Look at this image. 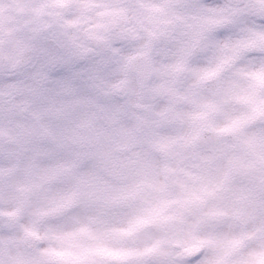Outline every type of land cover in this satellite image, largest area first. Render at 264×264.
<instances>
[{"label": "clouds", "instance_id": "1", "mask_svg": "<svg viewBox=\"0 0 264 264\" xmlns=\"http://www.w3.org/2000/svg\"><path fill=\"white\" fill-rule=\"evenodd\" d=\"M0 264H264V0H0Z\"/></svg>", "mask_w": 264, "mask_h": 264}]
</instances>
